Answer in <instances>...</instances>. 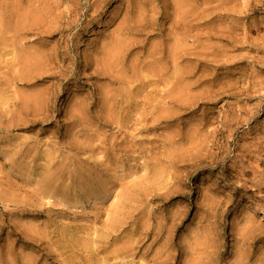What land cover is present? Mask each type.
Masks as SVG:
<instances>
[{"label": "rangeland", "instance_id": "374dc122", "mask_svg": "<svg viewBox=\"0 0 264 264\" xmlns=\"http://www.w3.org/2000/svg\"><path fill=\"white\" fill-rule=\"evenodd\" d=\"M0 264H264V0H0Z\"/></svg>", "mask_w": 264, "mask_h": 264}, {"label": "bare ground", "instance_id": "6f19581e", "mask_svg": "<svg viewBox=\"0 0 264 264\" xmlns=\"http://www.w3.org/2000/svg\"><path fill=\"white\" fill-rule=\"evenodd\" d=\"M80 45H82V43H80Z\"/></svg>", "mask_w": 264, "mask_h": 264}]
</instances>
